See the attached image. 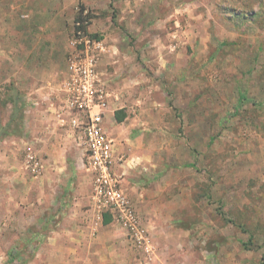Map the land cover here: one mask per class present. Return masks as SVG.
<instances>
[{
    "label": "rangeland",
    "instance_id": "rangeland-1",
    "mask_svg": "<svg viewBox=\"0 0 264 264\" xmlns=\"http://www.w3.org/2000/svg\"><path fill=\"white\" fill-rule=\"evenodd\" d=\"M78 22L108 49L104 127L148 252L94 211L57 113ZM57 232L70 264H264V0H0V264H64Z\"/></svg>",
    "mask_w": 264,
    "mask_h": 264
},
{
    "label": "built area",
    "instance_id": "built-area-1",
    "mask_svg": "<svg viewBox=\"0 0 264 264\" xmlns=\"http://www.w3.org/2000/svg\"><path fill=\"white\" fill-rule=\"evenodd\" d=\"M76 26L77 31L69 42L66 74L60 87L64 100L57 113L67 117L63 125L78 131L84 145V165L92 175L94 211L101 217L110 214L133 246L148 252L149 237L139 224L132 200L114 173L113 140L104 127L110 101L114 98L100 72V63L108 49L104 40L82 30L83 24L78 22ZM27 162L32 166V172H37L39 165L30 152Z\"/></svg>",
    "mask_w": 264,
    "mask_h": 264
},
{
    "label": "crops",
    "instance_id": "crops-1",
    "mask_svg": "<svg viewBox=\"0 0 264 264\" xmlns=\"http://www.w3.org/2000/svg\"><path fill=\"white\" fill-rule=\"evenodd\" d=\"M108 112H110V108H109V110H108ZM109 116V114H107V117ZM118 157H119V155H118ZM115 170V169H114ZM116 172L119 174L120 173V168H118V169H116ZM123 176V175H122ZM121 181V180H120ZM122 181H126V178L124 177V179L122 178ZM150 198H149V196H148V194H147V192L145 193V192H143V193H141V198L139 197V198H137V203L138 204H145V203H150V200H149ZM69 233V235H65V234H63V232H57L56 233V236H58V238L57 237H55L54 239H51V240H53L54 241V246H53V248H54V251H57V250H63V263L65 264V263H68L69 262V264L71 263V259H73V258H71V257H74V256H72V255H75V254H77L78 253V250H79V247L78 246H75L74 245V247L73 246H62V244L64 243V242H61L60 240L61 239H59V238H62V239H65L66 237H69V236H71V232H68ZM74 233H76V232H74ZM63 237H65V238H63ZM71 237H73L74 238V240H75V238L77 239V238H83V239H86L85 237H86V235L83 233V231L82 232H80V230L76 233V235L75 236H71ZM78 243H80V242H78ZM67 256V257H66ZM64 261H66V262H64ZM108 262H109V260H108Z\"/></svg>",
    "mask_w": 264,
    "mask_h": 264
},
{
    "label": "trees",
    "instance_id": "trees-1",
    "mask_svg": "<svg viewBox=\"0 0 264 264\" xmlns=\"http://www.w3.org/2000/svg\"><path fill=\"white\" fill-rule=\"evenodd\" d=\"M118 116V115H117ZM122 121V117H117V122H121Z\"/></svg>",
    "mask_w": 264,
    "mask_h": 264
}]
</instances>
